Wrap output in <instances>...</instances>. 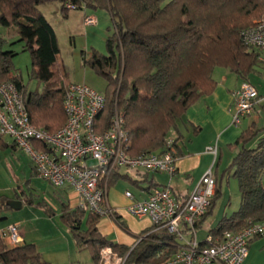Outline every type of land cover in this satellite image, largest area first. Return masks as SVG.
<instances>
[{
    "label": "trees",
    "instance_id": "1",
    "mask_svg": "<svg viewBox=\"0 0 264 264\" xmlns=\"http://www.w3.org/2000/svg\"><path fill=\"white\" fill-rule=\"evenodd\" d=\"M56 2L67 17L70 12L84 13L65 6L78 0H0V29L16 28L23 52L32 58L31 76L45 84V89L27 90L22 77L14 72L13 59L18 53L5 51L8 41L2 35L0 84H14L24 96L32 125L51 133L60 130L67 120L65 91L58 87V74L51 69L61 53L58 34L42 10ZM87 7L107 10L113 23L106 41L108 55L94 51L86 60L109 83L96 130L103 133L108 129L118 111L125 121L131 143L128 153L132 157L166 152L179 121L202 97L215 90L216 70L230 71L250 83L257 69L264 66L240 37L242 30L264 18V0H172L165 6L163 0H89ZM84 19L85 15L83 22ZM237 145L241 150L230 170L239 182L241 206L211 232L215 236L226 231L240 232L250 222L264 223V127L254 125L242 134ZM35 146L49 151L45 145ZM174 146L178 150L176 143ZM218 194L217 188L211 209ZM7 202L0 195V211L8 209ZM85 215L84 210L71 211L64 204L61 218L77 244L89 249L94 260H99L105 247L120 254L127 252L99 234L97 224L101 218L91 212L83 231ZM162 247L168 250L155 258ZM178 249L174 235L154 227L133 250L128 264H163ZM0 264L49 263L35 245L23 243L10 249L0 237Z\"/></svg>",
    "mask_w": 264,
    "mask_h": 264
},
{
    "label": "built area",
    "instance_id": "2",
    "mask_svg": "<svg viewBox=\"0 0 264 264\" xmlns=\"http://www.w3.org/2000/svg\"><path fill=\"white\" fill-rule=\"evenodd\" d=\"M89 0L68 2L66 8L87 12ZM97 18L86 15L84 25L95 26ZM243 44L258 54L264 64V18L240 33ZM65 125L56 133L34 127L30 121L23 94L12 83L0 84V137L13 139L33 164L35 175L56 189L70 188L81 198V209L99 218H117L109 205L108 179L121 169L162 173L173 177L177 173V150L168 142L163 154H143L132 157L131 143L125 131V121L118 111L110 127L97 133L96 119L104 110V94L86 84H67L64 87ZM233 125L239 127L243 119L255 114L258 104H264L255 86L244 82L232 94ZM45 145L48 152L35 145ZM218 158V147L207 149ZM217 184L212 169L195 187L189 197L180 201L171 188L157 189L144 201H131L127 208L135 218H150L154 227L165 229L176 237L179 250L163 264H244L250 254L251 241L264 236V223H253L240 232L226 231L220 236L210 234L204 242L198 239V228L210 212ZM0 237L11 247L23 244V236L16 224L0 230ZM142 239H139L141 242ZM133 251V250H132ZM132 253V252H131ZM124 256L111 247L100 253L99 264H127Z\"/></svg>",
    "mask_w": 264,
    "mask_h": 264
},
{
    "label": "crops",
    "instance_id": "3",
    "mask_svg": "<svg viewBox=\"0 0 264 264\" xmlns=\"http://www.w3.org/2000/svg\"><path fill=\"white\" fill-rule=\"evenodd\" d=\"M84 15L86 16L87 12H84L83 16ZM58 63L59 57L57 63L51 68L53 72H55V66ZM253 76L259 77V81H264V66L258 68ZM214 78L217 81L215 90L210 95L202 97L184 115L178 123L177 131L173 132L169 138V140L176 143L178 147L177 173L173 177L162 173H147L142 170H138L139 174L136 175L133 172H129L128 169H121L116 172L113 179H108L107 199L109 205L117 213V218H101L97 224V230L99 234L110 243L127 251L125 254L119 253L120 255L124 256L133 252L132 250L140 243L139 239L144 238L146 234L151 232L154 228L150 218L139 219L128 214L127 208L131 204V201L126 197V193L128 192L132 193L135 200L144 201L148 199L153 191L169 187L175 197L180 201H184L194 191L205 174L212 169L219 194L214 202L213 208L198 228L197 235L201 243L204 242L211 232L217 229L223 219L231 218L239 211L241 203L240 206H238V210H236L237 207L234 208L233 214H230L232 209L229 210V208H226L223 214H221V212L215 216L217 201L223 195L222 185L219 183V171L224 165L230 164L231 167L235 157L241 150V146H238L237 142L242 134L254 125H256L257 128H262L264 126L260 127V114H254L243 119L239 127H235L233 125L234 101L232 94L244 83V81L230 71L221 69L215 71ZM251 81L250 79V83L255 86ZM73 84L85 83L75 82ZM256 89L260 98L264 99V92L257 87ZM259 105L262 106L264 104ZM211 147H218L219 153L216 161L213 155L207 153V149ZM35 178L40 179L35 175L30 157L17 147L12 138L8 136H4L3 138L0 137V195L5 196L8 202H21L22 207L20 210L24 209L27 205L32 206L34 201L32 198L25 197L23 185L25 183L27 185L31 184ZM54 189L57 190L55 194L56 199L61 203L58 211L60 216L62 215L64 204L67 205L71 211L81 209V198L72 189ZM9 209L13 210L8 207V210ZM4 210L0 211V213ZM85 212V219L81 224L83 231L87 229L86 220L90 214L89 211ZM8 219V216L0 215V230L12 224L18 225L23 236V243L27 244H31L28 243L27 240L30 241L34 235H38L44 228L46 233L59 231V227L56 225L55 221H49L44 217L37 218L34 223L31 224L26 223V227H24L25 223L21 220L14 219L16 221L9 222ZM200 233H205L206 236L200 239ZM5 244L10 249L14 248L7 242H5ZM76 245L78 249L80 248L79 250L87 249L86 247H80L77 242ZM167 250V248L162 247L155 258L161 257ZM38 252L43 257V253H41L40 250H38ZM50 253H52V251ZM60 255L65 259L62 253H56L55 256H50L52 258L47 256V260L43 259L49 264H58L56 259ZM69 257L71 259L72 254H70ZM69 262L72 264H99V260H94L92 255L89 257L84 256L79 262L78 260L75 263ZM244 264H264V236L256 237L251 241L250 254Z\"/></svg>",
    "mask_w": 264,
    "mask_h": 264
},
{
    "label": "rangeland",
    "instance_id": "4",
    "mask_svg": "<svg viewBox=\"0 0 264 264\" xmlns=\"http://www.w3.org/2000/svg\"><path fill=\"white\" fill-rule=\"evenodd\" d=\"M171 1L163 0V6ZM42 10L58 34L61 53L59 55V63L55 66L54 70L58 74V87L64 89L67 84L72 82L85 83L100 93L107 94L109 89L107 79L99 76L92 70L86 64V60L90 58L94 51L105 56L108 55L106 41L111 34L110 29L113 27L109 12L101 9L97 11L88 9L87 15L96 17L97 24L87 27L83 24V14L81 12H70L68 14L69 17H67L62 13L61 4L58 2L43 6ZM0 35L4 36L8 41L5 51L18 53L13 59L14 72L22 77L27 90L29 92H42L45 89V84L33 79L31 76L32 58L30 53L23 52L22 44L18 42L20 37L16 28H1ZM251 80L257 88L264 92V81H259V77L256 76H252ZM255 114H260V127L264 126V105L261 106L258 104ZM252 147H254V143ZM128 171L136 175L139 174L138 170L128 169ZM219 177L223 195L217 201L215 216L221 212L223 214L226 208H229V210L232 209L230 214H233L234 208L237 207L236 210H238V206H240L241 194L239 182L234 178V171L230 170V164L224 165L220 169ZM23 192H25V197L32 198L34 201L33 205H27L20 211L7 209L1 212L0 215L8 216L9 222L21 220L25 223L24 227L27 224L34 223L39 217H44L49 221H55L59 227V231L46 233L44 228L38 235H34L30 241L27 240L28 243L37 246L36 248L43 253L45 260H47V256L50 257L52 255L55 256L56 253H62L65 259L61 255L58 256L56 259L58 264H72L69 261L75 263L78 260L79 262L84 256L89 257L91 255L89 249H78L69 228L61 220V216L58 214L61 203L55 196L57 190L48 182L35 178L31 184L27 185L25 183L23 185ZM199 236L202 239L206 234L200 233ZM51 251L52 253H50ZM70 254H72L71 259L69 257Z\"/></svg>",
    "mask_w": 264,
    "mask_h": 264
},
{
    "label": "water",
    "instance_id": "5",
    "mask_svg": "<svg viewBox=\"0 0 264 264\" xmlns=\"http://www.w3.org/2000/svg\"><path fill=\"white\" fill-rule=\"evenodd\" d=\"M8 207L12 208L13 210H20L22 207V203L18 201H9L7 203Z\"/></svg>",
    "mask_w": 264,
    "mask_h": 264
}]
</instances>
